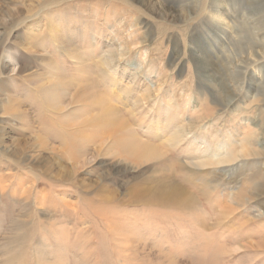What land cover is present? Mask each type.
Masks as SVG:
<instances>
[{"label": "rangeland", "instance_id": "rangeland-1", "mask_svg": "<svg viewBox=\"0 0 264 264\" xmlns=\"http://www.w3.org/2000/svg\"><path fill=\"white\" fill-rule=\"evenodd\" d=\"M262 132L264 0H0V264H264Z\"/></svg>", "mask_w": 264, "mask_h": 264}, {"label": "bare ground", "instance_id": "bare-ground-1", "mask_svg": "<svg viewBox=\"0 0 264 264\" xmlns=\"http://www.w3.org/2000/svg\"><path fill=\"white\" fill-rule=\"evenodd\" d=\"M256 53V52H255ZM193 98L190 97V101H192ZM197 111V110H196ZM242 122L243 124L246 126L249 122V119H242ZM248 126V125H247ZM264 133V132H262ZM249 132L248 130H243L242 132V135H243V138H240V144H241V147L240 149L238 150L237 153H232V152H229V153H225L224 154H218L216 153L215 151H213L211 154L208 155V157L204 158V159H201L200 161H196V165H199V166H202V167H211V166H220V165H223V164H226V163H229L231 161H233L235 158L239 157V156H253V155H257L259 154L258 151H254L252 149H249L247 147V144L249 143V140L245 139L247 136H248ZM260 134V133H259ZM262 134H260V136L257 139V143L261 146H264V139H262ZM143 146V144H141ZM258 145V146H259ZM145 146H149L148 144H145ZM151 146V145H150ZM256 146V145H255ZM142 148V147H141ZM144 148V147H143ZM151 148V147H150ZM145 149V148H144ZM260 149V148H258ZM147 150V149H146ZM145 150V151H146ZM151 150V149H150ZM210 152V151H209ZM220 153V152H219ZM247 158V157H246ZM251 158V157H250ZM171 193V192H170ZM170 193H168L169 195H171ZM168 195V196H169Z\"/></svg>", "mask_w": 264, "mask_h": 264}]
</instances>
